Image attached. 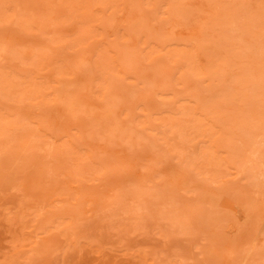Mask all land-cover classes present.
Returning <instances> with one entry per match:
<instances>
[{"label":"rangeland","instance_id":"1","mask_svg":"<svg viewBox=\"0 0 264 264\" xmlns=\"http://www.w3.org/2000/svg\"><path fill=\"white\" fill-rule=\"evenodd\" d=\"M0 264H264V0H0Z\"/></svg>","mask_w":264,"mask_h":264},{"label":"bare ground","instance_id":"2","mask_svg":"<svg viewBox=\"0 0 264 264\" xmlns=\"http://www.w3.org/2000/svg\"><path fill=\"white\" fill-rule=\"evenodd\" d=\"M227 205H228L229 207H232V206H234L235 204H234L233 202H227Z\"/></svg>","mask_w":264,"mask_h":264}]
</instances>
